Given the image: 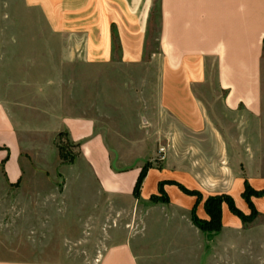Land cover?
Returning <instances> with one entry per match:
<instances>
[{
  "label": "rangeland",
  "instance_id": "374dc122",
  "mask_svg": "<svg viewBox=\"0 0 264 264\" xmlns=\"http://www.w3.org/2000/svg\"><path fill=\"white\" fill-rule=\"evenodd\" d=\"M60 49L59 38L49 37L37 10L25 6L23 0H0V99L12 110L27 160L24 177L16 190L6 192L0 186V192L4 193L0 196L2 246H9L23 260L53 258L96 264L105 245L129 237L136 245L139 264H204V259L196 258L208 253L210 247L203 244L201 235L199 248L198 238L192 239L188 234L186 249L175 252V246L181 247L175 244V230L182 226L174 221V211L164 210L163 205L168 202L160 197L159 184L162 190L165 186L179 189V184L161 181L156 195H140L148 171L161 168L164 158L186 160L198 151L201 155L198 158L195 155V161L199 160L195 167L204 175V186L214 195L202 197L199 192L190 191L197 192V197L181 192L194 197V205L202 204L203 210L209 198H227L244 216L253 213L248 206L250 202L256 212L250 222L243 223L231 213L232 216L241 221L242 229H256L264 224V216L255 208V200L264 196L244 195L245 181L250 184L239 173L237 149L230 150L231 161L226 168L219 161L223 155L221 148L190 149L182 147L188 142H180L179 148L168 149L169 141L159 132L158 118L150 117L155 126H148L143 89L149 78L156 82L152 70L88 66L79 63L77 56L68 63ZM117 57L114 54L112 60ZM215 72L211 66L198 70L204 78L194 88V94L206 110V123L212 132L217 131L220 140L229 136L237 140L238 118L223 113L224 94L216 89ZM261 81L264 110V51ZM67 115L94 120L112 166L118 161L123 164L121 167L137 165L138 176L145 170L138 197L98 189L88 168L79 160V146L70 145L67 134L57 129L58 120ZM59 149L63 150L64 159ZM201 158L207 163H200ZM222 205L227 207L225 203ZM166 216L173 220L168 221ZM195 217L209 220L208 216L207 220L196 214ZM258 232L255 237H259ZM232 258L238 263V253H232Z\"/></svg>",
  "mask_w": 264,
  "mask_h": 264
},
{
  "label": "crops",
  "instance_id": "0c3cea01",
  "mask_svg": "<svg viewBox=\"0 0 264 264\" xmlns=\"http://www.w3.org/2000/svg\"><path fill=\"white\" fill-rule=\"evenodd\" d=\"M23 3L40 13L49 37L59 38L60 52L68 63L77 56L79 63L88 66L152 70L156 82L149 78L144 83V115L150 127L155 126L150 117L158 118L159 132L169 141L168 149L179 148L180 142H188L182 147L190 149L221 148L223 155L219 161L226 168L231 161L230 150L237 149L240 175L252 188L264 189L261 81L264 0H23ZM114 54H118L117 60H112ZM210 66L216 70V89L224 94L223 113L238 118L237 140L231 136L220 140L217 131L212 132L206 123V110L194 94V88L204 78L198 70ZM11 111L0 99V186L6 192L16 190L24 177V160L27 161ZM57 129L79 144V160L100 191L121 196L132 194L139 168L121 167L119 161L112 166L94 120L67 115L58 120ZM195 155L198 158L201 154L194 152L186 160L164 158L161 168L148 171L141 197L156 195L161 181L175 182L202 197L214 195L202 182L204 175L195 167L199 164ZM163 191L168 198L164 210L174 211V221L182 226L175 230V244L181 245L175 246V252L186 249L188 234L192 239L201 235L203 244L210 248L208 253L199 254L197 261L264 264V224L256 229H242L241 221L222 205L220 230L202 232L190 221L194 197L184 195L175 186H165ZM255 201L256 210L264 216V199ZM195 214L208 219L202 204L196 206ZM257 230L259 237L254 236ZM132 241L125 237L108 243L96 264H139ZM199 245L198 238V248ZM232 253H238V263ZM190 255L193 261V253ZM0 264L79 263L53 258L23 260L0 242Z\"/></svg>",
  "mask_w": 264,
  "mask_h": 264
},
{
  "label": "trees",
  "instance_id": "16d2710c",
  "mask_svg": "<svg viewBox=\"0 0 264 264\" xmlns=\"http://www.w3.org/2000/svg\"><path fill=\"white\" fill-rule=\"evenodd\" d=\"M64 135H65V133H64ZM58 145H59V147H61V144H58ZM70 145L75 146V147L79 146L78 144H73L72 142L70 143ZM59 150H60V157L62 159H64V153L62 152L63 150H61V149H59ZM144 176H145V170L143 169L141 171L140 175L138 176V178L135 182L134 189H133L132 194L136 197L139 196L140 185L142 183V180L144 179ZM170 184L177 185L176 183H172V182ZM245 185H246V192L244 195L247 198L251 197V196H255V197L264 196V191H253L250 188V186L247 184L246 181H245ZM160 186H161V183L159 184L160 197H163L165 202H168L167 197H166L164 191L162 190V188ZM177 186H178L180 191H182L183 193H185L187 195L197 196V197L199 196V194L197 192H190V191L185 190L184 188H182L179 185H177ZM247 198H245L246 201H248ZM222 203H225L227 205L229 212L232 213L233 215H235L236 217H238L243 223L250 222L252 215L256 214V212L253 209V206L250 202L248 203V206L253 213L249 216H244L239 210H237L234 207V205L232 204V202L229 199L213 197V198H209L204 205V210H205L207 216L209 217V220L208 221H201V220L196 219L195 208L197 205H194L192 210H191L192 223L202 232H215V233L218 232L221 228L220 217H221V204Z\"/></svg>",
  "mask_w": 264,
  "mask_h": 264
},
{
  "label": "built area",
  "instance_id": "2783aa9c",
  "mask_svg": "<svg viewBox=\"0 0 264 264\" xmlns=\"http://www.w3.org/2000/svg\"><path fill=\"white\" fill-rule=\"evenodd\" d=\"M161 152H163V150Z\"/></svg>",
  "mask_w": 264,
  "mask_h": 264
}]
</instances>
